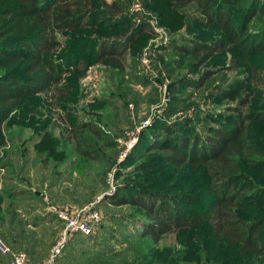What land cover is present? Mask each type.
<instances>
[{"label": "rangeland", "instance_id": "374dc122", "mask_svg": "<svg viewBox=\"0 0 264 264\" xmlns=\"http://www.w3.org/2000/svg\"><path fill=\"white\" fill-rule=\"evenodd\" d=\"M117 1L122 15L112 19L97 8L94 26L58 36L61 48L51 58L63 73L60 90L66 94L50 90L23 98L3 124L0 217L8 222L14 214L24 220L57 209L98 211L101 221L94 232L66 253L72 264H264V259L216 240L208 223L168 234L156 245L143 234V210L111 203L117 193L132 198L136 191L162 192L192 196L198 206H181L202 213L211 196L205 168L167 164L164 158L171 152L152 150L151 144L166 136L164 124L179 135L205 136L218 128L215 119L237 116V109L264 111V71L237 67L231 51L201 62L178 50L184 45L191 49L189 40L206 42L217 36L210 29L193 28L196 18H202L195 5L180 9L184 27L173 31L176 16L164 1ZM9 5L0 2V7ZM125 17L149 29L130 45L123 67L93 63L101 42L131 34L133 26L125 25ZM261 28L264 17L257 16L249 32L258 34ZM256 61L264 62V52ZM239 86L240 93L230 98L229 91ZM241 100L248 101L246 108ZM82 123L91 125L90 130L73 133ZM251 125L252 140L264 153V125ZM245 171L264 187L260 172ZM238 214L248 221L263 219L264 198L241 203ZM61 231L56 226L42 236L40 248L48 247L49 253Z\"/></svg>", "mask_w": 264, "mask_h": 264}, {"label": "trees", "instance_id": "16d2710c", "mask_svg": "<svg viewBox=\"0 0 264 264\" xmlns=\"http://www.w3.org/2000/svg\"><path fill=\"white\" fill-rule=\"evenodd\" d=\"M3 1H9L11 5L0 7V148L6 144L3 124L11 120L23 98L29 99L50 90L62 96L66 94L60 90L64 83L63 73L51 58L52 53L61 48L58 36L94 26L97 8H103L100 13L112 19L124 11L122 3L117 0L111 3L105 0H0ZM161 1L167 3L172 15L176 16L173 31L184 27L180 9L195 5L202 18H196L193 28L210 29L217 35L206 42L189 40L192 48L179 46L180 52H189L197 60L207 62L218 54L231 51L237 67L248 65V69L256 74L264 71V62L256 61L258 55L264 52V28L258 34L249 32L252 20L257 16L264 17V0ZM236 8L237 12L234 10ZM238 10L240 16L235 15ZM123 21L127 27L133 26L131 34L124 40L101 42L94 52L93 63L123 67L130 45L149 29L145 23H134V26L126 17ZM241 87L230 90V98L237 96ZM241 102L242 107L246 108L248 101ZM214 121L218 128L205 136L179 135L171 126L164 124L162 132L166 136L151 144L152 150L166 149L171 152L164 158L167 164L194 170L205 168L208 175L206 185L211 196L208 207L202 213L181 206H198L199 201L192 196L162 192L136 191L132 198L117 193L111 197V203L143 210L147 219L143 234L156 245L168 234L190 231L208 223L216 240L225 241L243 255L264 259V218L248 221L238 214L241 203L264 198V187L254 183L255 178L243 172L246 168L260 172L264 178V153L251 136V124L264 125V111L237 109V116ZM90 126L82 123L72 131H79L81 135L83 130H90ZM2 201L0 195V204ZM8 219V222H4L5 219L0 217V225L5 226L4 230H0V238L7 243L12 240L13 250H16V243L23 242L28 264H37L48 256V247L40 248V241L42 236L49 233L41 229L39 236L34 231L26 233V228H44L47 225L48 229L56 226L62 229L63 226L52 212L30 215L29 221L16 218V214ZM7 224L9 227H6ZM13 229L16 235L11 234ZM9 234L13 239H7ZM85 237L81 234L70 237L57 263L72 264V258L66 253L71 247L80 246L81 239Z\"/></svg>", "mask_w": 264, "mask_h": 264}, {"label": "built area", "instance_id": "2783aa9c", "mask_svg": "<svg viewBox=\"0 0 264 264\" xmlns=\"http://www.w3.org/2000/svg\"><path fill=\"white\" fill-rule=\"evenodd\" d=\"M143 61L145 64L150 63V59L147 57ZM54 214L62 221V231L58 240L50 249L48 256L38 264H58L57 260L69 238L75 234L84 236L91 235L101 221L99 212L91 210L90 208H86L77 214L57 209ZM0 257L6 258L0 264H28V258L25 252L12 250L1 238Z\"/></svg>", "mask_w": 264, "mask_h": 264}, {"label": "crops", "instance_id": "0c3cea01", "mask_svg": "<svg viewBox=\"0 0 264 264\" xmlns=\"http://www.w3.org/2000/svg\"><path fill=\"white\" fill-rule=\"evenodd\" d=\"M30 220V216H27V217H24V221H29ZM8 226V224L6 225V227ZM9 227V226H8ZM39 229V231L37 232V230ZM41 229H42V231L45 229V231L46 232H48L49 234H50V230L51 229H48V226L46 225L44 228H36V229H34V228H32L31 226L29 227H27L26 228V233H29V232H31V231H34L35 233H37L39 236H40V232H41ZM16 230H14L13 229V231L11 232V234H14V235H16ZM20 233V232H19ZM11 234H9L8 235V238L7 239H13L12 237V235ZM7 243V242H6ZM9 246H10V248H11V245L13 244V242H12V240L11 241H8V243H7ZM24 244H23V242H22V244L20 243V244H18V243H16L14 246L16 247V250L15 251H23V248H24V246H23ZM12 249V248H11ZM13 250V249H12ZM24 252V251H23ZM44 258V257H43ZM6 260V258H2V257H0V263L1 262H3V261H5ZM44 260V259H43ZM41 261H42V259H41ZM40 260L38 261V263L39 262H41ZM28 263H29V261H28ZM37 263V264H38Z\"/></svg>", "mask_w": 264, "mask_h": 264}]
</instances>
